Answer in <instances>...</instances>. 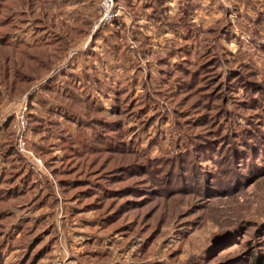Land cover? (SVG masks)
<instances>
[{
	"label": "rangeland",
	"instance_id": "rangeland-1",
	"mask_svg": "<svg viewBox=\"0 0 264 264\" xmlns=\"http://www.w3.org/2000/svg\"><path fill=\"white\" fill-rule=\"evenodd\" d=\"M186 1L195 5L188 18L196 37L190 43L189 69H198L200 55L206 51L203 36L218 30L217 38L209 42L218 61L209 58L188 80L183 71L162 73L165 67L158 61L174 53L171 64L175 66L181 58L172 43L184 45L182 32L176 31L171 19ZM151 2L106 0L110 8L106 15L105 0H0V143L9 125L16 152L35 173L32 183L40 185L34 198L20 199L7 212L0 264H190L198 260L207 264L231 257L234 263L250 250L264 255V169L230 194L184 193L167 198L151 192L156 186L146 174L132 170L177 151L183 137L178 130L195 134L205 129L218 138L230 118L246 130L254 117L261 129L264 92H255L252 83L264 91V0H168V12L163 18L159 15L160 23L146 17L152 10L143 13ZM23 45L45 46L50 67L29 65L32 51L8 52L9 46ZM231 67L241 73L239 79L231 81L236 76L230 75ZM18 70L34 76L26 80ZM56 77L77 89L83 107L93 97L106 115L113 111L109 118H123L121 129L114 131L115 143L134 148L131 154L116 150V157L105 155L90 167L87 163L76 167L85 157H75L68 168L72 170L66 172L71 178L64 180L86 181L82 180L83 187L70 185L69 192H63L59 182L63 172L57 170L66 158L62 136L57 128L35 135L29 126L30 115L49 114L39 100L52 98L42 91ZM4 82H13L20 90L12 93ZM118 98L122 108L115 110ZM127 106L133 112L122 116ZM13 112L24 119V126ZM41 115L38 120L47 122ZM54 117L76 136L77 124L69 125L60 114ZM219 120L224 130L217 126ZM101 131L108 133L104 127ZM6 166L0 153V175ZM113 168L117 170L111 172ZM45 181L53 183L52 206L46 198L39 204L47 192ZM85 182L91 183L89 187ZM97 183L118 193H102ZM86 188L100 194H82ZM28 242H34L31 253Z\"/></svg>",
	"mask_w": 264,
	"mask_h": 264
},
{
	"label": "trees",
	"instance_id": "trees-1",
	"mask_svg": "<svg viewBox=\"0 0 264 264\" xmlns=\"http://www.w3.org/2000/svg\"><path fill=\"white\" fill-rule=\"evenodd\" d=\"M167 1L168 0H152L151 3L144 6L143 13H146L147 9L152 10V13L150 15L147 14L146 17L150 21L154 20L153 22L160 23L162 20L160 21L159 15L163 18L164 12H168V7L166 6ZM194 9L195 5H193L190 1H186V3L180 7L177 17L175 19H171V24L174 26L176 31L182 32V36L180 37L183 39L182 41H184V45H179L180 41L172 43V47L178 49L177 55L182 54L178 64L175 66L171 64V58L174 53H170L169 56L167 55L163 58L158 57L160 66L165 67L164 70L161 69L164 74L183 71L185 74L187 73L186 80H188L189 76L194 77L195 72L201 70V67L206 63L208 64L210 60L212 63L218 61L216 60L217 57L214 56L213 47H211L209 43L211 38H213L212 40L217 38L218 30H215L214 28L211 29V32L208 31V34L206 33V35L203 36L206 51L201 54L202 56L200 55L201 58L199 59L201 60L198 62V69H189V67H191L190 65L192 64L193 57L192 50H190V43H192L196 37H194L192 33L195 29L188 18L191 14L190 12ZM11 33L12 32L10 31L6 34V37L8 38H6V41L9 45V36ZM44 47L45 46L38 45L36 47H28L23 45L20 48H14L9 46L8 52L13 55L17 52L21 53L22 51H32L33 53L28 52V54L33 57L29 61V65L32 62V66L38 65V67H40V65H44L45 68L42 66L40 68L47 70L51 65V60L47 54H44ZM12 66L15 68L16 63L12 62ZM27 70L34 72V69L30 67H28ZM18 71L22 73V77L26 80H30V78L34 76L32 73L24 70ZM233 74H236V76H233L231 81L241 77V73L237 70V68H233L230 75ZM62 76L64 77L65 74L61 75V77ZM59 78L60 77L54 78L47 85V87L44 88V91H42L43 93L50 95L52 98H49L48 96L46 97L49 99L50 103L53 101L56 105L53 107L52 104H49V101L45 98V96H41V100H39V102L43 105V107H45V109H48L47 113L49 114L43 115L41 113V115L36 113L30 115L29 126L35 135L40 134L41 132L47 133L49 129L57 128V130H55L59 132L60 136H62V146L63 150L66 151V158L63 165L59 166L57 170L63 172L62 179H59V182L62 183L63 192H69L70 185L79 184L83 187L82 184L84 182H82V180L86 181L81 178L64 180L65 178H71L66 176V172L72 170H68V168H70L69 166L72 164L75 157H85L84 162H78L76 167L80 168L86 163L90 167L97 160L101 163V158L105 155H109L108 157H116V150H118L117 153H119V149H125L126 152L123 153L131 154L134 153V148L129 143L124 144L121 142L119 145L115 143L114 133L121 129L119 126L122 124V121H124L122 117L119 121H114V118H109L113 117V111L110 112L111 116L106 115L104 110L105 108L97 103L96 99L93 97L87 98L84 102L85 106L83 107L80 105L81 103H79L80 97L77 89L71 83L66 80L61 81ZM233 83L236 82L233 81ZM4 84L5 87H8L12 93H18L20 90L18 87L14 88L13 82H4ZM231 88H233V85ZM252 89L258 94H261L260 92H264L263 88H256L254 83H252ZM116 102L118 105L114 104L113 108L115 110L119 107L122 108L119 103V98ZM222 109L223 107L219 108L217 113L221 112ZM132 112V110H129V106L124 109L123 113L121 111L122 116L124 114L126 117L129 114H132ZM226 113L228 115L227 109L224 114ZM38 114L44 116L47 122L38 120ZM59 114L64 117V120H66L69 125H71V123L77 124L76 136L70 134L67 129L63 128L60 121L54 117ZM255 118L256 117L249 121L251 122L250 127L252 125V128L249 127L248 129L246 128V130H243L239 123H235L230 120V118L228 123L225 125L227 126L225 132L219 131L220 135L218 138L205 129H198V131H194L197 132L195 134L193 132L185 134L184 132H181V130H178L183 137L180 141L181 144L176 147L177 151L169 152L160 159H150L145 165L135 167L132 170L136 171V169H139L141 173L146 174L149 177L148 179L153 181L156 186L151 190V192L154 190L155 192H160L161 196L164 198L184 193L203 195L205 197L215 196L216 194H230L235 188H240L246 184L247 181L252 179L255 174L264 169V121L262 122L263 126L260 129V122H256ZM233 120L235 119L233 118ZM222 124L223 121L221 122L219 120L217 126H219L221 130H224V128L222 129L221 127ZM103 127L108 130L107 134H102L101 128ZM217 131L218 130H214L216 133ZM5 133L6 139L0 143V153L7 165L6 169L2 171L0 175V244L3 242L2 236L5 234L4 230L7 227V224L9 225V221L6 216L7 212L11 207L17 204V202H20V199L27 196L34 198L36 196L35 190L40 186L38 183H32L35 174L33 169L29 168L26 161L19 156V153L16 152V137L13 131L10 130L9 125L6 128ZM38 148L43 147L40 146ZM40 150L38 152H40ZM88 157H90V159H88ZM105 161L106 160H103L101 166H103ZM116 170L117 168H113L111 169V172H115ZM85 183H88L86 187H89L91 184H89V182ZM45 184L47 192L44 194V197L40 198L41 201H39V204H41L42 201H45L44 199L46 198L47 203L52 206L55 202V200H53L55 199L53 183H51V181H45ZM100 184L102 183H97L96 186L103 190L102 193H118L117 190L113 192L109 190V188H106V186L104 187V185ZM89 193L95 195L100 194L95 193L94 189L89 188H86L85 192L82 194ZM97 197L99 196L97 195ZM39 204L32 203V206H37ZM3 221L5 222L3 223ZM28 243L30 251V246L34 242ZM43 251L40 253V257L43 256ZM244 255L245 256L243 257L238 255L237 258L239 259L234 261V263H231V258L233 259V257H231L227 260L222 259L223 261L220 260L218 263L208 262L207 264H264V255L260 252L254 253V251L250 250L249 253ZM2 259L3 253L0 251V261H2ZM190 264L201 263L200 260H198L196 263L191 262ZM202 264H205V261Z\"/></svg>",
	"mask_w": 264,
	"mask_h": 264
},
{
	"label": "built area",
	"instance_id": "built-area-1",
	"mask_svg": "<svg viewBox=\"0 0 264 264\" xmlns=\"http://www.w3.org/2000/svg\"><path fill=\"white\" fill-rule=\"evenodd\" d=\"M104 8H105V12H106V15H107V12L109 13L110 8H108V7L106 6V0H105ZM104 19H105V18H103V20H104ZM13 114L15 115L16 118L19 119V121H21L22 125L24 126V123H25L24 119H21L22 117H20L19 114H18L17 112H13ZM21 116H24V115H21ZM0 126H1V125H0ZM19 145H20V148H21V146H22L23 149H24V144H22V142H20Z\"/></svg>",
	"mask_w": 264,
	"mask_h": 264
}]
</instances>
